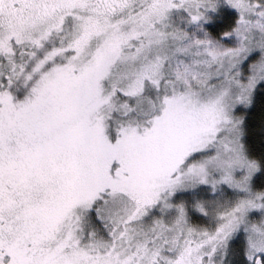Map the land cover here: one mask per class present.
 I'll return each instance as SVG.
<instances>
[{"label":"snow or ice","instance_id":"obj_1","mask_svg":"<svg viewBox=\"0 0 264 264\" xmlns=\"http://www.w3.org/2000/svg\"><path fill=\"white\" fill-rule=\"evenodd\" d=\"M0 264H264V0H0Z\"/></svg>","mask_w":264,"mask_h":264}]
</instances>
